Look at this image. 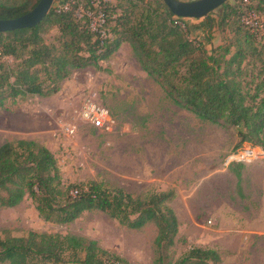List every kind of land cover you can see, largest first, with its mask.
Here are the masks:
<instances>
[{"label":"trees","instance_id":"obj_1","mask_svg":"<svg viewBox=\"0 0 264 264\" xmlns=\"http://www.w3.org/2000/svg\"><path fill=\"white\" fill-rule=\"evenodd\" d=\"M39 1L0 0V20L19 18ZM220 9L201 23L210 42L212 30L220 31L221 43L208 49L189 37L190 19L175 17L163 0H55L39 26L0 34V111L58 94L78 70H105L102 63L126 43L172 103L233 130L235 150L245 144L264 149V0H236ZM175 198L174 189L135 197L98 181L66 184L43 143L19 139L0 146V207L30 199L39 218L55 225L98 211L129 230L153 226V264H220L214 249L191 247L175 256L181 227ZM4 233L0 264H133L83 236Z\"/></svg>","mask_w":264,"mask_h":264},{"label":"rangeland","instance_id":"obj_2","mask_svg":"<svg viewBox=\"0 0 264 264\" xmlns=\"http://www.w3.org/2000/svg\"><path fill=\"white\" fill-rule=\"evenodd\" d=\"M202 21L187 20L189 37L208 49L218 46L219 29L212 30L210 42ZM102 66L103 71L74 72L52 97L1 110L0 146L19 139L43 143L56 155L66 184L98 181L135 197L174 189L171 205L181 223L177 258L199 247L217 250L220 264H264V149L245 144L237 151L233 130L200 121L172 103L142 70L129 44ZM89 100L109 110L111 120L103 128L81 118ZM67 129L74 134L67 135ZM247 147L255 156L232 163ZM4 231L15 237L30 231L83 236L133 264L154 260L153 226L129 230L98 211L55 225L40 219L26 199L15 208L0 207L1 237Z\"/></svg>","mask_w":264,"mask_h":264},{"label":"water","instance_id":"obj_3","mask_svg":"<svg viewBox=\"0 0 264 264\" xmlns=\"http://www.w3.org/2000/svg\"><path fill=\"white\" fill-rule=\"evenodd\" d=\"M170 12L180 19L200 20L223 7L230 0H163ZM55 0H40L29 13L10 20H0V34L39 26L47 17Z\"/></svg>","mask_w":264,"mask_h":264},{"label":"built area","instance_id":"obj_4","mask_svg":"<svg viewBox=\"0 0 264 264\" xmlns=\"http://www.w3.org/2000/svg\"><path fill=\"white\" fill-rule=\"evenodd\" d=\"M247 2V0H245ZM248 23H250L247 20ZM1 55V51H0ZM81 118L90 126L100 129L103 128L111 119L109 110L103 105L89 100L81 111ZM74 129H67V135H73ZM255 149L252 147H247L243 151H240L237 155L231 158V162L245 163L255 156Z\"/></svg>","mask_w":264,"mask_h":264}]
</instances>
